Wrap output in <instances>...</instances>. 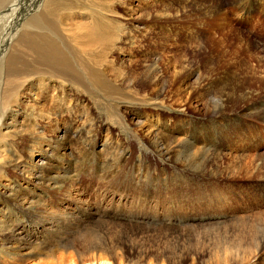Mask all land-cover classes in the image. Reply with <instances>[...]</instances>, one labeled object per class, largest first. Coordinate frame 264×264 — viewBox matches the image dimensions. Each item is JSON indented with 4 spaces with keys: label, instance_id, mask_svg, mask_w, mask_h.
<instances>
[{
    "label": "rangeland",
    "instance_id": "rangeland-1",
    "mask_svg": "<svg viewBox=\"0 0 264 264\" xmlns=\"http://www.w3.org/2000/svg\"><path fill=\"white\" fill-rule=\"evenodd\" d=\"M14 1L4 5L8 10L5 17L0 14V48L6 44L7 34L12 32L13 27L33 15L29 13L32 0L28 8V1L21 0L16 5ZM93 2V9L103 10L105 31L116 26L128 35L133 26L138 29L137 44L121 43L120 50L110 56L107 63L111 66L104 73V89L88 91L84 103L89 120H92L90 123L94 125L90 143L101 144L96 152L89 148L85 153L87 157L78 160L81 172L78 175L83 187L87 188V199L93 203L103 197L111 200L117 190L129 199L121 206L114 205V213H101L111 216L112 220L120 216V226L116 229H103L99 224L94 226L96 231L90 233L93 242L122 241L127 246L125 256L134 264L142 263L136 252L143 250L164 251L173 257L183 256L186 259L182 264H239L243 253H248L245 250L251 236L242 228L239 231L241 220H238L264 212V182L246 172L253 165V156L263 153L264 121L257 116H242L243 109L250 102L240 98L247 92L249 99L264 100V0ZM221 4L224 6L223 16L218 19L210 17ZM224 18L228 19L225 23ZM91 20H94L92 15L89 22ZM83 21L79 18L74 22ZM78 32L75 30V33ZM224 39L227 42L219 43ZM74 42L71 37L63 40L66 56H71L76 62L88 64L81 59L89 56L91 67L94 58L104 55L97 52L100 44H89V50L82 52L72 49ZM158 52L160 75L148 69ZM192 72H197V76L186 83L184 79ZM225 76L231 80L238 78L232 88V91L234 88L237 90L236 99L230 103L228 112L212 117L219 108L207 106L204 103H208L207 99L200 102L199 95L186 89L187 86L190 89L198 86V77L218 81ZM151 80L153 83L149 85ZM50 88L47 85L38 92L40 96L37 99L40 100H37L32 97V85L24 87L18 103L20 116L11 133L13 136L24 130L21 125L26 126L30 119L37 120V131L48 140L56 138L59 131L67 126L70 106L56 97L52 100ZM162 89L167 95L157 96ZM184 90L186 95H183ZM203 90L206 92V89ZM156 97L159 100H155ZM25 110L27 113L24 115L22 111ZM31 113L33 117L29 118ZM48 113L53 117L51 122L45 119ZM76 113L80 115L79 106ZM234 113L240 114L241 122L234 119L237 116ZM80 122L76 120V125ZM242 124H245L244 128H241ZM165 125H170L168 130L164 129ZM156 127L164 130L159 136L153 132ZM185 137L189 143H199L201 151L198 150L200 153L196 156L180 155L184 152L176 147ZM10 140L8 137L0 142V151ZM107 140H111L112 144H106ZM158 142L171 152L178 151L174 161L159 156L162 147ZM45 146L43 144L35 153L41 155ZM110 146L119 149L114 159V150ZM213 149L219 150V158L212 157ZM74 150L72 155L77 156L80 149L74 146ZM117 158L118 164L114 161ZM247 158L244 165L249 163V170L237 163ZM13 175L12 169H8V175L3 180ZM31 175H39L36 166H32ZM41 236L44 240L50 235L44 231ZM51 241L49 238L45 243ZM237 242H243V245ZM72 253H56L54 259L21 254L0 258V264H43L45 261L59 264L64 258L67 262ZM196 253L200 254L198 258ZM125 256L118 251L117 263L126 264ZM255 256L258 260L255 264H264V249L260 253L256 251L247 260L255 261ZM148 260L142 264H148Z\"/></svg>",
    "mask_w": 264,
    "mask_h": 264
},
{
    "label": "bare ground",
    "instance_id": "bare-ground-1",
    "mask_svg": "<svg viewBox=\"0 0 264 264\" xmlns=\"http://www.w3.org/2000/svg\"><path fill=\"white\" fill-rule=\"evenodd\" d=\"M8 1L10 0H0L2 18L8 13L4 6ZM25 1H28V8L31 0ZM32 1L33 4L29 8V13H33L32 17L30 19L25 18L18 25H15L16 27H13L12 32L7 34L6 44L3 43L4 46L0 48V142L8 137L11 139L8 144L7 142L4 144L2 151H0V258L29 254L34 257L54 259L61 252L68 253L71 251L72 253L73 251L74 254H71L73 256H70L67 262L64 258L63 262H59V264H123L122 262L117 263L116 259L118 251L124 256L127 252V246L122 241L115 239L108 242H93L90 233L96 231L97 228H93L98 224L103 229L109 227L116 229L115 227L120 226L118 223L121 221L120 216L112 220L111 216L101 213L113 212L114 205L125 203L128 196L123 194L121 190H117L114 192L115 196H112L113 199L107 200L106 197H103L94 200L93 203L87 199L89 198L87 197L88 193H86L87 188L83 187V181H80L81 172H79L77 165L79 164L78 160L84 156L87 157L85 153L88 152L89 148L96 152L101 146L96 142L90 143L94 125L91 124L92 120H89V112L84 109L86 108L84 105L87 99L86 94L91 89H104L106 85L104 73L111 66V64H107L110 56L120 50L122 42L130 44V46L136 45L138 29L133 26L129 29L131 34L128 35L121 31V27L116 26L105 31L106 22H103V10L93 9L95 7L93 0ZM18 2L21 0H15L13 3L16 5ZM223 7V5L218 6L216 12L215 10L212 11V15L211 12L208 13L209 16L214 19L221 18L224 13ZM91 15L94 20L89 22ZM79 18L85 21L82 23L74 22ZM226 21L228 19L224 18L223 22ZM75 30L79 32L75 33ZM68 33L70 36H67ZM66 37L74 38L75 42L72 44V49L85 52L89 50V44H100L99 47L97 46V52L104 53V55L94 58L91 67H89V56L81 59L88 64L76 62L71 56H66V47L63 44ZM223 42L227 41L224 39L219 43ZM159 53L154 55L155 58L152 59L153 62L148 66V69L160 75L159 57H157ZM196 74L197 72L188 74L184 81L188 83L197 76ZM236 80L238 78L231 80L225 76L224 79L218 81H206L198 77V86L192 89L187 86L186 90L199 95L200 102L207 99L208 103L204 102L207 106L218 107L219 110H215L212 116L217 117L228 112L230 103L236 99V88L232 91L233 82ZM152 83L151 80L149 85ZM29 85L33 87V98L37 99L40 96V91L49 85L51 87L49 96L52 97V100L56 97L58 101L71 107H69L71 113L68 116L67 126L59 131L57 137L52 140L44 138L37 131L39 126L36 124V119L28 120L29 123L26 126L21 125V129L24 127V130L22 129L17 136L11 134L17 125L18 109H20L18 103L21 101L22 92H24V87ZM203 89H206V92ZM186 90H184L183 95L187 94ZM59 91L60 94L57 95ZM107 91L109 92L110 89L107 88ZM163 93L167 95L166 90L162 89L157 96ZM232 94L233 96H231ZM240 98L250 102L243 109L242 116H257L264 121L263 98L249 99L247 92ZM157 99L159 100V97H156L155 100ZM78 106L80 107L79 116L76 113ZM22 112L25 115L27 110ZM234 114L237 115L234 116V119L241 122L240 114ZM28 117H33L32 113ZM52 118L49 113L45 115L47 122L53 121ZM76 120L81 121V124L76 125ZM235 126L238 127L236 122ZM242 126L241 128H244L245 124ZM164 127L168 130L170 125ZM163 131L158 127L153 130L156 136L161 135ZM187 140L185 137L177 144L176 148L180 147L178 151L184 152L180 155L188 157L189 154L196 156L200 153L198 151L200 150L199 143L193 144ZM43 144L46 145L45 150L42 148V154L37 155L35 151L39 147H43ZM106 144L110 145L112 141L108 142L107 140ZM158 145L162 147L161 142H158ZM74 146L80 149L77 156L72 155V152L75 151ZM110 149L114 150L113 156L111 155L114 159L113 157L117 156L119 149L116 146H110ZM196 150L197 152H195ZM262 151L263 153L253 156L251 168L249 163L244 165L248 158L237 163L240 167H245L246 170L250 168L249 171H246L248 175L256 176L257 180L264 182V150ZM177 152H171L162 147L159 149V156L163 157L164 160L174 161ZM211 155L214 158H219L220 152L213 149ZM114 161L117 163L119 158ZM32 166L37 167L38 176L31 175ZM8 169H12L15 175L3 180L8 175ZM240 220L239 231H242V228L251 237L245 250L248 253H243L239 264H255L254 262L258 261L256 256L254 257L255 261L247 260V258L256 251L260 253L264 249V212L247 215V217L239 218L238 221ZM44 231L52 239L48 244L45 241L49 238L44 240L41 238ZM12 244L14 247L11 248ZM237 244L243 245V242H237ZM163 252L143 250L136 253L139 256V262L145 263L149 258L148 264H182L186 259L183 256L173 257ZM198 255L200 254L195 255V257L198 258ZM125 260L126 264H134L128 256H125ZM45 262L43 264H50Z\"/></svg>",
    "mask_w": 264,
    "mask_h": 264
}]
</instances>
